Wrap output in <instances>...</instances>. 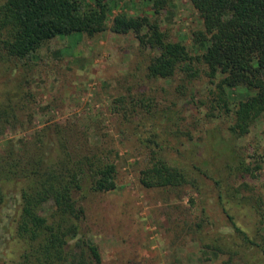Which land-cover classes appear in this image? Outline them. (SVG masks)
I'll use <instances>...</instances> for the list:
<instances>
[{
    "label": "rangeland",
    "instance_id": "obj_1",
    "mask_svg": "<svg viewBox=\"0 0 264 264\" xmlns=\"http://www.w3.org/2000/svg\"><path fill=\"white\" fill-rule=\"evenodd\" d=\"M119 12L156 16L146 0H110L109 25ZM158 17L173 40L183 41L192 54L203 52L201 44L192 42L193 31L203 28V22L189 0H170ZM155 55L153 49L141 48L133 32L107 29L92 37L82 33L56 37L25 65L17 60L0 62V108L10 104L18 114L17 122L0 129V154L9 141L27 143L37 133L51 134L46 139L51 140L52 158L62 156V149L74 159L97 150L108 153L116 164V188L95 192L85 166L80 174L82 190L75 193L84 209L75 220L79 236L98 247L102 264H224L227 254L204 246L210 239H198L185 228L184 220L195 222L202 216V206L212 220L204 223L205 234L214 238L218 227L234 221L253 239L249 259L257 264L264 250V113L246 134L237 136L230 130L233 114L224 113L213 102L212 85L203 74L190 80L179 75L174 80L146 78L147 65ZM227 95L236 102L247 92L230 88ZM121 96L122 107L116 103ZM141 98L152 100L150 111L157 119L161 114L172 119L157 124L160 130L168 126L180 132L166 134L175 149L161 145L164 148L154 150L169 163L185 167L195 186L140 183L142 158L148 150L140 139L146 128L155 126L147 108L138 107ZM54 126L65 129L61 133L64 148L57 145ZM5 188L9 197L0 210L4 215L13 209L17 197V186L7 183ZM44 208L50 214L54 204L49 201ZM3 213L0 264H15L23 247L10 237L15 224H6L9 218L4 220ZM231 234L225 236L238 246L241 233L232 229ZM73 244L72 240L68 247ZM75 253L67 264L75 263ZM242 254L234 264L242 262Z\"/></svg>",
    "mask_w": 264,
    "mask_h": 264
},
{
    "label": "trees",
    "instance_id": "obj_2",
    "mask_svg": "<svg viewBox=\"0 0 264 264\" xmlns=\"http://www.w3.org/2000/svg\"><path fill=\"white\" fill-rule=\"evenodd\" d=\"M146 1L151 4L156 15L154 18L119 12L109 25L110 0H93L92 4L86 0H0V62L17 60L25 65L44 45L56 37L72 33L92 37L107 29L122 34L133 32L142 49L156 51L147 65L146 78L174 80L179 75L190 80L203 74L212 85L209 90L215 95L213 102L224 113L233 114L230 130L237 136L246 134L264 113V0H189L203 22V28L193 31V44H201L204 48L197 54H192L187 44L173 40L161 28L158 16L168 7L170 0ZM230 88H243L247 95L230 102L227 99V89ZM123 101V96L116 99L117 105L121 103L120 107L124 106ZM138 103V107L147 108V115L155 124L146 128L140 139L148 148L147 155L142 158L145 165L140 170V183L145 187L195 186L196 180L188 176L185 167L169 163L154 150V147L164 148L161 145L175 149L166 134L177 136L179 130L168 126L160 130L156 125L167 122L169 118L161 114L162 118L157 119L155 113L151 114L152 100L141 98ZM11 108L10 104L0 108V129L17 122L18 114ZM63 129L56 126L51 129L58 134L57 145L61 148L65 146L61 134ZM50 135L37 133L27 143L18 140L13 144L9 141L8 147L0 154V178L3 182L0 184V210L9 197L5 185L17 186L13 209L5 215L2 212L4 220L9 218L6 224H15L14 234L10 237L14 241L17 239L15 242L23 247L15 264H67L78 250L74 264H102L98 247L79 236V225L75 220L80 218L84 209L77 203L75 193L82 190L80 174L85 171V166L95 192L115 189L116 164L107 152L102 154L99 150L85 154L82 159H74L73 154L62 149V156L57 154L52 158L49 154L51 140L46 139ZM16 145L21 148H16ZM49 201L54 204L50 214L44 208ZM201 215L195 222L184 220L185 228L193 230L198 239H210L202 243L204 246L227 254L224 264H234L235 257L241 252L240 264H251L249 249L255 243L245 231L231 221L230 225L218 227L213 232L216 237L209 238L203 225L212 223V220L204 206ZM210 225L217 228L216 224ZM232 229L241 233L238 246L225 236L226 232L232 236ZM72 240L73 247L69 248ZM262 255L257 264H264V250Z\"/></svg>",
    "mask_w": 264,
    "mask_h": 264
}]
</instances>
